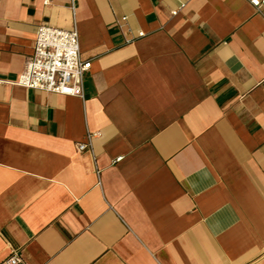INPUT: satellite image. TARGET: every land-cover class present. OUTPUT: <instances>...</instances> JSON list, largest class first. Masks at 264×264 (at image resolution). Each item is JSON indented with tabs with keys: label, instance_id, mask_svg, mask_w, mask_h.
<instances>
[{
	"label": "crops",
	"instance_id": "1",
	"mask_svg": "<svg viewBox=\"0 0 264 264\" xmlns=\"http://www.w3.org/2000/svg\"><path fill=\"white\" fill-rule=\"evenodd\" d=\"M183 1L0 0V264H264V5ZM40 24L82 97L15 83Z\"/></svg>",
	"mask_w": 264,
	"mask_h": 264
},
{
	"label": "built area",
	"instance_id": "2",
	"mask_svg": "<svg viewBox=\"0 0 264 264\" xmlns=\"http://www.w3.org/2000/svg\"><path fill=\"white\" fill-rule=\"evenodd\" d=\"M43 1L47 4L50 0ZM178 1L179 7L172 10V14H176L185 6L183 0ZM248 1L256 8L264 5V0ZM122 19L125 20L126 17ZM143 35V31H138L136 37ZM90 64L91 59L81 56L79 34L75 26L64 29L40 24L35 33L32 52L26 56L23 69L15 83L30 89L82 97L83 80ZM90 137V133H87L88 140L77 143L78 151L90 149ZM4 263L26 264L17 251H11Z\"/></svg>",
	"mask_w": 264,
	"mask_h": 264
}]
</instances>
